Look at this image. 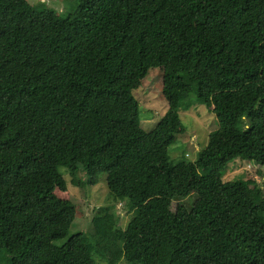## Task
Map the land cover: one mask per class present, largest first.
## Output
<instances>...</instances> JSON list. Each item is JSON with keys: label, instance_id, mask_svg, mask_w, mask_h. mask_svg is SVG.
Here are the masks:
<instances>
[{"label": "trees", "instance_id": "16d2710c", "mask_svg": "<svg viewBox=\"0 0 264 264\" xmlns=\"http://www.w3.org/2000/svg\"><path fill=\"white\" fill-rule=\"evenodd\" d=\"M155 68L167 111L145 132L132 88ZM195 102L218 126L173 163ZM235 160L264 165V0H0V264H264V188L223 181ZM62 171L85 188L106 174L125 226L58 197Z\"/></svg>", "mask_w": 264, "mask_h": 264}, {"label": "rangeland", "instance_id": "374dc122", "mask_svg": "<svg viewBox=\"0 0 264 264\" xmlns=\"http://www.w3.org/2000/svg\"><path fill=\"white\" fill-rule=\"evenodd\" d=\"M32 6L39 10H52L57 14L72 13L76 8V0H27ZM162 76L159 69L150 70L148 75L133 83L132 93L140 105L139 118L141 127L145 132H150L160 122L167 111V103L161 93ZM196 91L191 98H196ZM179 118L185 127V131L177 136L175 144L170 149V160L175 163L181 159L194 161L198 153L205 148L210 131L217 128V119L206 106L197 102L187 110L179 111ZM186 154V157L184 155ZM201 174L203 170H199ZM63 173V171H62ZM64 174V173H63ZM67 181L65 190H57L55 194L63 199H74L77 210L84 211L86 218L91 217L95 209L99 207L114 206L119 216V224L124 227L133 214L126 207V203L118 202L107 189L106 174H101L99 182L94 186L79 187L71 183L70 177L64 174ZM254 178L264 188V165L255 166L250 163L235 160L232 161L223 172V181L234 182ZM183 205L191 208H205L209 206V198L196 199L193 195L181 200ZM175 203L173 204V206ZM87 224L77 215L72 225L70 234L86 230Z\"/></svg>", "mask_w": 264, "mask_h": 264}]
</instances>
